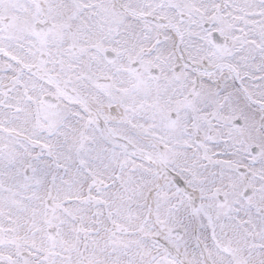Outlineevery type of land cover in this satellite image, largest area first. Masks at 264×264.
Listing matches in <instances>:
<instances>
[{"label":"snow or ice","instance_id":"obj_1","mask_svg":"<svg viewBox=\"0 0 264 264\" xmlns=\"http://www.w3.org/2000/svg\"><path fill=\"white\" fill-rule=\"evenodd\" d=\"M0 264H264V0H0Z\"/></svg>","mask_w":264,"mask_h":264}]
</instances>
